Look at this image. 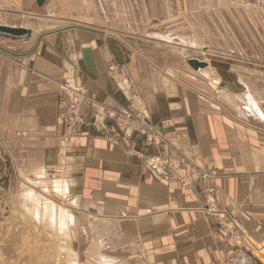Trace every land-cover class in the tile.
<instances>
[{"label":"crops","instance_id":"crops-1","mask_svg":"<svg viewBox=\"0 0 264 264\" xmlns=\"http://www.w3.org/2000/svg\"><path fill=\"white\" fill-rule=\"evenodd\" d=\"M194 1L50 0L43 8L46 18L69 26L33 35L20 50L8 48L15 51H8L14 57L8 58L10 69L17 65L1 94L8 142L35 150L31 171L63 167L58 180L72 186V195L64 187V205L75 216L76 201L86 213L77 212L70 243L89 264H99V254L112 264H225L241 242L264 260V72L245 65L264 66L261 58L247 59L248 50L264 48V14L245 12L251 4L238 1L240 11L229 0L232 15H220L215 12L229 5L226 0L211 2L214 7ZM171 21H177L175 27ZM205 28L208 52L235 62L212 61L209 72L206 67L198 75L177 59H155L152 47L138 43L169 51L177 40L191 48L192 41L206 42ZM224 36L233 43L221 45ZM111 65L120 66L121 77L112 76ZM69 86L86 93L78 134L64 121L73 94ZM88 97L114 110H144L160 140L217 178L202 183L193 167L186 174L196 183L192 190L161 179L144 164L150 150L139 135L88 125V104L103 109ZM50 196L59 206L63 197ZM209 198L226 219L244 226L239 242L204 216ZM106 219L119 239L97 251L91 226Z\"/></svg>","mask_w":264,"mask_h":264},{"label":"rangeland","instance_id":"rangeland-1","mask_svg":"<svg viewBox=\"0 0 264 264\" xmlns=\"http://www.w3.org/2000/svg\"><path fill=\"white\" fill-rule=\"evenodd\" d=\"M49 1L50 0H47V3ZM203 1H205L203 4L209 7V6H213L211 2L215 1V2L221 3L222 0H203ZM230 1H233V3L235 4L233 7H236L240 11H243L241 9H244L243 7H241V4L238 5V3L241 1L242 3H245V4L246 3L251 4L249 9L244 10L245 12H250V13L260 12L261 14H264V8L261 6L262 1L264 0H230ZM19 2L20 1L18 0H14V1L11 0V3H10L7 1L3 2L2 0H0V13H5L10 16L16 17L15 20L4 22L5 24L0 22V24H4L6 26L27 28L31 32L29 39L25 41H18L14 38L0 36V59H1L0 60V264H66L67 259L69 258V255L65 254L61 250H58L56 247L58 245L60 247H66L65 242L60 240L54 235L53 228L51 232L48 226H46L43 222H42L43 226L39 224V222H36L37 218H33L34 216L32 212L28 213L25 211V206L28 204V202L27 201L24 202L23 192L27 191L28 188L25 185H23V183H24V180L27 179V182H29L30 184H36L35 181H33L35 178V175H34L35 170L31 171L33 169L32 163L34 161V156H35L34 151L35 150H32V149L29 150L25 148L21 149L19 145L17 144L11 145L8 142L10 140V135L7 137V132L5 131V127L3 126L4 125L3 124L4 123L3 121V110L4 109H3V100H2L1 94L3 91V87L8 86V83H7L8 77L14 75L15 68L17 67V65L11 64L12 68L10 69L9 62L11 61L8 58H11L13 60L14 57L12 53H15V51H11L8 48H12L14 50H20L19 45L33 38V35H39L40 33L42 34L45 32H50L54 29H58L60 27L69 26V25H66L58 21H54L53 19H49V17L46 18V16H48L47 11H43L42 8L36 7L35 1L27 2L26 4L23 3V1H21V3ZM226 3L229 4V0H226ZM192 4H195L194 0ZM45 6H46V3L43 6V8ZM230 6H231L230 4L229 5L220 4L218 6L219 11L215 13H219L220 15H226V13L228 12L230 15H232ZM192 8L194 7L192 6ZM260 8H263V9H260ZM208 9L210 8H204L203 11L206 12L208 11ZM194 10L196 9L194 8ZM203 11L200 10V12H203ZM176 22L177 21H171V24L174 25L175 27ZM207 23H209V21H207ZM249 24L252 25V23L250 22ZM54 26H57V27L54 28ZM190 31H193V25L190 28ZM188 33H191V32L188 31ZM201 34L203 37L202 39H205L206 42L202 43L200 41L199 42L197 41L199 43L198 44L195 41H192L195 44V46L190 48V47H186L183 45H178L176 44V42H178L177 40H172L170 43L171 51L170 50L168 51L162 47H157L156 46L158 45L157 43L154 44V43L146 42V41L144 42L140 41L138 43L140 44L144 43L142 45H144L147 48L152 47L151 49L153 51L150 49L151 50L150 54L153 55L155 59L162 60L168 57H170L171 60L177 59L181 61L182 63H184L186 67H188L191 71H194V70L187 64L186 59L183 58L184 56L182 55L181 52L187 51L190 54L189 56H192V58L199 60L201 62L203 61V62L208 63V67L206 69L207 72H209L208 68L212 66L210 64V62L212 61H224V62H230V63L235 62L226 57H222L217 54L214 55L208 52V49L206 47H208L209 40L211 39L209 35L210 31L208 28H205V31ZM22 38H25V37H22ZM128 40L135 42V40L133 39L128 38ZM237 40L238 42H240L239 38H237ZM162 43H166V42H162ZM213 43H215L214 38H213ZM219 43L224 46V44H228V43L232 44L233 41L228 42L224 36V38H219ZM172 47L177 49L178 51L173 49ZM182 48H185V49H182ZM262 50H264V48L261 49V51H258V49H255L256 54L253 51L248 50L247 59L257 60L261 58L264 60V53ZM8 51L12 53H9ZM245 65L247 67H250V68H246L247 70L248 69L256 70V71L260 70L264 72V66L253 67L252 64H245ZM109 70L111 71L112 74L114 73V75L112 76L116 78L121 77V69L119 65H111ZM198 73L199 72H197V74ZM68 88L74 89L73 87L71 88L70 86ZM77 90H82L83 92H85V89L83 87H78L76 89V93L79 94ZM78 99L80 100V98L74 97L68 101L66 114L64 116V121L68 125V128L70 127L69 124L67 123L69 120L68 109H69L70 103L75 102V104L78 105L80 114H81V111L84 110L83 107L85 105L83 104L85 102H82V103L78 102ZM92 101L94 103L95 102L98 103L95 100H92ZM96 106L97 105L88 104L89 108L88 110H85V112L88 111L89 114L91 113V116H90L91 120L88 125H91L92 127H94V129H96L98 132H105L107 129L106 132L108 133L109 132L108 130H110L109 128H113L114 130L119 131V133H121L123 128H128V127H125V125H121V122H119V118H116L117 113L115 117H110V116L114 114V112L123 114V112L130 113L132 111H130L129 109L114 110L113 108L109 106H105L102 109V107L98 108V106L97 107ZM136 107H132L133 108L132 110L133 111L137 110L138 114L141 112L144 116L143 117L134 116L135 121L137 123L138 128L141 127L143 128V131H144V128L149 127L153 124L151 123L150 116L144 110H141L138 107L137 108ZM98 111H99V114H98ZM111 111H114V112L111 114L110 113ZM104 113H105V116H104ZM81 126H82V114L78 122H76V125L72 128V131L73 132L75 131V134H78ZM137 131L139 130L136 127L133 130V132L128 131L127 133H132L135 135L136 133H139ZM159 136L160 135H158V137L156 138L158 145L155 144V145L148 146V150H150V155H147L146 158H156V159L159 158L162 162H164V164L167 165L165 170H163L164 177H162L160 174L157 173L161 179L165 181H169L171 183H176L175 180L171 181L170 179L172 176L177 175V177L179 178H184V181L188 180L186 174H189L188 172H192V168L194 167V165H191L189 163V164H186L187 167H185L183 164L185 163V160H184V157L180 154V152L176 150L174 147H172L171 144H168L167 142L160 140ZM144 147L147 148V146H144ZM172 148H174L175 150H173ZM177 159L179 163L177 164V166H179V169L181 170L180 172L177 171L175 167L176 166L175 163ZM28 161L30 162L28 163ZM181 161H184V162H181ZM172 166H174L175 168H173ZM195 167L194 169L198 173L197 170L199 168H197L196 165ZM199 170L204 171L202 169H199ZM204 172H209V171H204ZM47 174H48V177H47L48 179L52 178L53 180H55V179L61 178V176H63V174L65 173H64V169L62 166L55 165L50 168ZM212 181L213 180H211V182ZM192 183L194 184V187H196L195 181H192ZM34 186L38 187L37 188L38 190H43L46 185L45 183H43V185L41 183H38V185H34ZM179 186H182V185L179 184ZM190 189L192 190L193 186ZM50 193L51 191L48 190L47 194L50 195ZM208 200L215 201L214 199H211V198H209ZM208 200L205 201L206 203L203 205L205 207L204 209H206L207 207L210 208V206L208 205L209 204ZM218 208H217V211L213 210L214 213H212V210L211 212L207 211V213L204 211L205 212L204 216L211 218L212 220H215V222H218L219 226L216 223L217 228L221 227L220 223L222 222H223L222 227L224 226L230 227L229 222L226 220V218H224L226 216L224 214L222 215L223 211H221ZM73 214L76 217L78 215L77 212H74ZM216 214L217 215L219 214L224 217L218 218ZM82 218L84 219L85 216H83ZM77 220H78V217H77ZM220 220H222V222H220ZM239 223L241 222L239 221ZM242 227L244 228V226ZM240 235L243 237V235L239 233L238 239L242 238ZM81 241H83V239H81ZM241 243L249 247L247 243H244V242H241ZM74 251L77 254V257H78L77 261L79 264H82V263L89 264L87 263L88 260L86 257L81 258L82 255L79 254V252H77L76 249ZM250 252L256 264H264V260L260 259L259 255L256 252H254L252 248H250ZM89 262L91 263L92 261H89ZM133 263L134 262H128V264H133ZM95 264H98V263H95Z\"/></svg>","mask_w":264,"mask_h":264},{"label":"bare ground","instance_id":"bare-ground-1","mask_svg":"<svg viewBox=\"0 0 264 264\" xmlns=\"http://www.w3.org/2000/svg\"><path fill=\"white\" fill-rule=\"evenodd\" d=\"M15 19H16V17L10 16V15L5 14V13H0V22H2V23L7 22V21H11V20H15ZM4 24H0V26L11 27V28H23V27L6 26ZM24 29L29 30L27 28H24ZM30 35H31V32H30ZM107 35L114 36V37L118 38L117 36H115L114 34H111V33H107ZM173 49H175V48H173ZM175 50H177V49H175ZM186 52L187 51L181 52L182 55L185 57L186 61L194 59V58H192V56H189L190 55L189 52H187V53ZM201 70H203V69H201ZM198 71H200V70H198ZM198 71H196V72H198ZM71 90H73V94H71L72 98H74V97L80 98V100L78 99V102H81V103L86 100V93L85 92H83L82 90H77L79 92V94H78V93H76V89H70V91ZM89 99L92 100L91 98H89ZM251 103H254V102H251ZM99 105H101V104H99ZM101 106L105 107L104 105H101ZM252 107H253V104H252ZM130 111H132V112H130V113L123 112L122 115H126V114L131 115V114H134L137 110L133 111L132 109H130ZM98 114H99V111H98ZM104 116H105V113H104ZM128 119H130V117H128ZM153 127L154 126L152 125V130H153V133L155 136V144L158 145V143L156 141V138L158 137V135L156 133V129H153ZM128 131H130V130H124V131H121V133L126 134ZM143 138H144V136H143ZM142 144L144 146H146L145 142ZM160 161L161 160L159 158L156 159V158H146L145 157L143 159V162L145 163V165H147L150 168H153L155 171H157L158 174H160L162 177H164L163 173H162L163 172V169H162L163 164L160 163ZM175 164H176V166H175L176 170L180 172L181 170L179 169V166H177V163H175ZM172 167L175 168L174 166H172ZM40 169H41V171H40ZM34 170H35V172H34V175H35L34 179L35 180H33V181H35L36 184H30L27 181H24V183H23V185H25L28 188L27 191L23 192L24 202L25 201L28 202V204H27L28 206L27 205L25 206V211L28 213L32 212V214L34 216L33 218H37L36 222H39V224H41V225L43 222L46 226H48V228L50 229L51 232H52V228H53L54 229V235L57 238H59L60 240L65 242L66 247H60L59 245L56 247L58 250H61L65 254L69 255V258L67 259L66 264H79L77 261V258H78L77 254L75 253V251L70 246L71 245L70 241L72 239L71 229L73 228L72 226L76 223V219H75V216L72 215L71 210L66 205H64L65 200H66L65 199L66 197H64V191H66L65 188H67L68 192L72 195V186H69V184L67 183L66 180H64V178L61 180H58V179L53 180L52 178L48 179L47 178L48 177L47 172L50 170V167L44 166V168L40 167V168H37ZM197 171H198V174H200V172H203L204 174L208 173V172L200 171L199 169ZM213 175H215V176L209 178L208 180H206V182H208L211 179L217 178L216 172H214ZM33 181H32V183H33ZM41 181H45V182H42V184L46 183V184H50V186L48 187L45 184L46 186L44 189L42 188L43 190H38L37 189L38 187H36L34 185H38V183H41ZM47 189L50 190L52 192V194H56V196L58 194L59 197H63V199H61V203H59V206H57L56 202L53 200V198L49 194H47V192H48ZM212 202H213L212 200L211 201L208 200V203H212ZM215 207H216V209H212V206H211V208L207 207L206 210L208 212H211V210H212V213H214L213 210L217 211V205ZM71 208H73L77 212L84 213V212H82V210H80V206L78 205V202H76V201H72ZM88 214H90V213H88ZM84 215H86V213H84ZM222 215H223V213H222ZM217 216H218V218L224 217V216H221L219 214ZM38 219H39V221H38ZM227 221H229L232 225L237 226L238 231L236 232V237H238L239 233L242 234L243 230H242L241 224L236 219L231 218L230 220L227 219ZM88 231H90V230H88ZM91 232H92V236L94 239V247L97 251H99L101 249L100 247L104 246L105 244L111 245V244H113V242H115V240L119 239V236H117V234H116L114 224H112L107 219L99 222V224L97 223V224H94L93 226H91ZM226 235L229 237L228 234H226ZM94 247L92 246V248H94ZM88 251H89V249H88ZM98 257L100 260L99 264H112L114 261L112 258H110L109 256L104 255V254H99ZM120 264H128V263L124 262V263H120Z\"/></svg>","mask_w":264,"mask_h":264},{"label":"built area","instance_id":"built-area-1","mask_svg":"<svg viewBox=\"0 0 264 264\" xmlns=\"http://www.w3.org/2000/svg\"><path fill=\"white\" fill-rule=\"evenodd\" d=\"M113 112L114 111H111L110 113L112 114ZM116 113H117V116H116ZM68 114H69V120H68V122L67 121L66 122L70 126L69 129L72 130V128L76 125V122H78V120L81 117L79 107H78L77 104H75V102L70 103V106H69V109H68ZM115 116H116V118H119V122H121V125H125V127H128V128H123L122 131L130 130L131 132H133V130L137 127V129L139 130L137 132H139V133H136V134H139V136L141 138V141L143 143L144 142L146 143L147 149H148V146L155 145V136H154V133H153V130H152V125L149 126V127L144 128V131H143V128H141V127L138 128V126H137V123L135 121V117L136 116L143 117L144 115L141 112L138 114V111H136L134 114H131V115H127V114L126 115H122L121 113L114 112V114H112L110 117H115ZM128 117H130V119H128ZM143 136H144V138H143ZM184 160H185V163H183V164H184L185 167H187L186 164H189L190 162L187 161L185 158H184ZM181 162H184V161H181ZM161 163L163 164L162 165V169L165 170L167 165L164 164V162H162V161H161ZM176 163L179 164L178 163V159L176 160ZM162 173L164 174V171ZM213 173H214V171H210V172L205 173V174L203 172H200V174H199V178L200 179L199 178L198 179L202 183L207 184L206 180H208L209 178L215 176V175H213ZM187 178H188V180L184 181V178H179V177H177V175H174V176L171 177L170 180L171 181L175 180V181L182 182V185L184 184L183 186L188 187L190 189L191 186L194 185L192 183V181H194V180L191 177H188V176H187ZM209 205H210V208L212 206V209H216L215 206L217 205V202L213 201L212 203H209ZM220 222H222V220H220ZM216 223L218 224V222H216ZM222 223H220L221 227L219 228V230H222L224 233L228 234L230 239L235 242V240L237 238L236 237V232L238 231L237 230V226H234V225H232L229 222L230 227H227V226L222 227V225H223ZM218 226H219V224H218ZM225 264H256V263H255V261L252 258L250 249L247 246L243 245V243H240V244H235L230 257L228 258V260L226 261Z\"/></svg>","mask_w":264,"mask_h":264},{"label":"water","instance_id":"water-1","mask_svg":"<svg viewBox=\"0 0 264 264\" xmlns=\"http://www.w3.org/2000/svg\"><path fill=\"white\" fill-rule=\"evenodd\" d=\"M46 2L47 0H36L35 5L36 7L43 9V6L45 5ZM0 36L14 38L18 41H25L30 37V31L24 28H11V27L0 26ZM186 62L194 71L205 69L208 66L207 63L203 61L200 62L195 59L187 60Z\"/></svg>","mask_w":264,"mask_h":264}]
</instances>
